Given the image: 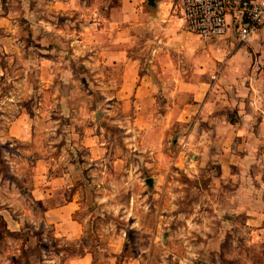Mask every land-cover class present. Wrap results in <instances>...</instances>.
Here are the masks:
<instances>
[{
  "label": "rangeland",
  "instance_id": "374dc122",
  "mask_svg": "<svg viewBox=\"0 0 264 264\" xmlns=\"http://www.w3.org/2000/svg\"><path fill=\"white\" fill-rule=\"evenodd\" d=\"M77 1L79 8L66 14L49 8L53 0H0V264H62L63 256L54 255L59 240L43 225L29 193L30 169L38 161L59 173H68L67 167L78 172L76 218L104 251L112 242L123 245V254L135 253L138 241L152 247L149 264H264V235L247 222L252 211L264 210V140L257 129L264 111L251 108L252 128L244 143L233 140L227 163L212 158L199 167L182 137L197 135L189 127L179 142L168 137L157 144L159 134L151 130L147 137L143 127H129L133 113L117 110L127 97L114 95L118 81L112 73L129 67L105 63L104 47L112 39L126 47L127 58L147 57L148 29L131 25L129 16L112 24L108 9L119 0ZM133 66L151 72L147 62ZM158 112L148 109L135 118L144 124ZM230 113L210 120L213 127L222 125L219 137L228 121L239 118ZM219 137L196 150L217 154ZM157 153L169 155L179 170L173 177L189 190L175 196L178 202L184 197L177 211L195 212L196 224L181 214L153 231L156 221L154 227L147 206L159 196H149L154 178L146 163ZM161 248L169 254H160Z\"/></svg>",
  "mask_w": 264,
  "mask_h": 264
},
{
  "label": "crops",
  "instance_id": "0c3cea01",
  "mask_svg": "<svg viewBox=\"0 0 264 264\" xmlns=\"http://www.w3.org/2000/svg\"><path fill=\"white\" fill-rule=\"evenodd\" d=\"M119 1L117 6L109 7L110 16L107 19L116 25L129 16L131 25L148 29V36L143 44V48L148 47V55L145 58H127L126 47L119 44V40L112 39L105 44L104 50L108 55L105 63L117 65L122 61L126 64L125 68L129 67L128 71L112 73L113 79L118 81L114 95L127 97L126 102L117 110L129 115L133 113L129 127H143L147 137H152L149 133L151 130L153 135L159 134V139L154 140L158 141L157 144L166 141L164 138L171 137L174 142H179L185 137L192 146L191 158L201 168L212 158H219L227 163L234 156L231 152L233 140L240 138L244 143L249 128H252V110L264 111L261 109H264V25L245 43L237 42L233 24L223 37L204 43L186 29L180 0H154L153 7H150L147 0ZM49 8L54 12L68 14L79 8V1L53 0ZM228 20L230 21V17ZM143 62L149 63L151 72L140 73L138 69L134 70V64ZM148 109L163 111L154 120L142 124L135 118V114ZM230 111L237 113L239 118L235 122L228 121L226 131L219 137L217 129L222 125L219 123L214 128L210 120L217 114L225 117L224 114L227 115ZM187 127L191 129L190 132L197 131V135L189 133L188 136L186 134L180 137L183 128ZM257 129L259 139L264 140V121L258 123ZM218 137L223 147L217 154L210 148L204 154L196 150V145H211L216 143ZM198 156L200 157L197 158ZM146 164L152 168L154 178V183L148 187L149 196H159L153 207L147 206L154 227L156 221L153 231L160 230L161 224H170L181 214L185 222L196 224L197 222H193L195 212L177 211L184 197H180L182 201L178 202L174 199L175 196L189 189L185 187V183L173 177L174 171L177 173L179 170L171 167V157L165 153H157ZM30 170V197L40 206L37 212L43 225L49 227L53 238L59 240L60 248L54 255L63 256L62 264H149L152 247L145 248L136 241L135 244L139 247L137 252L123 254V245L111 242L106 247L107 251H104L101 245L87 235L83 224L76 218L81 206L80 191L75 188L79 180L77 171H70L67 167L68 173H59L53 171L54 167L46 161H38ZM169 177H172L171 180ZM163 179L167 180L161 187ZM197 206L193 204V210ZM247 222L257 229L255 233L264 235V210L252 211ZM151 234L154 237V233ZM169 252L167 248L160 249L163 256ZM197 261L198 259L195 262Z\"/></svg>",
  "mask_w": 264,
  "mask_h": 264
},
{
  "label": "built area",
  "instance_id": "2783aa9c",
  "mask_svg": "<svg viewBox=\"0 0 264 264\" xmlns=\"http://www.w3.org/2000/svg\"><path fill=\"white\" fill-rule=\"evenodd\" d=\"M180 9L186 29L204 43L223 37L231 24L245 43L264 25V0H180Z\"/></svg>",
  "mask_w": 264,
  "mask_h": 264
},
{
  "label": "water",
  "instance_id": "95a60500",
  "mask_svg": "<svg viewBox=\"0 0 264 264\" xmlns=\"http://www.w3.org/2000/svg\"><path fill=\"white\" fill-rule=\"evenodd\" d=\"M144 182H145L147 185H150V184L153 183V179H152L151 177H148V178L145 179Z\"/></svg>",
  "mask_w": 264,
  "mask_h": 264
},
{
  "label": "trees",
  "instance_id": "16d2710c",
  "mask_svg": "<svg viewBox=\"0 0 264 264\" xmlns=\"http://www.w3.org/2000/svg\"><path fill=\"white\" fill-rule=\"evenodd\" d=\"M147 3L150 5V7L154 6V0H147Z\"/></svg>",
  "mask_w": 264,
  "mask_h": 264
}]
</instances>
